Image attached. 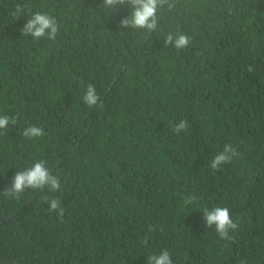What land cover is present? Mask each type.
Instances as JSON below:
<instances>
[{
	"label": "trees",
	"instance_id": "16d2710c",
	"mask_svg": "<svg viewBox=\"0 0 264 264\" xmlns=\"http://www.w3.org/2000/svg\"><path fill=\"white\" fill-rule=\"evenodd\" d=\"M102 3L0 0V264H147L165 249L172 264H264V0H169L154 32L121 29L130 6ZM35 12L55 17V41L22 35ZM169 32L190 44L165 47ZM89 83L103 107L83 103ZM33 125L45 134L22 136ZM227 143L239 155L211 169ZM39 160L60 190L5 198ZM217 206L231 241L203 219Z\"/></svg>",
	"mask_w": 264,
	"mask_h": 264
},
{
	"label": "clouds",
	"instance_id": "9594fccd",
	"mask_svg": "<svg viewBox=\"0 0 264 264\" xmlns=\"http://www.w3.org/2000/svg\"><path fill=\"white\" fill-rule=\"evenodd\" d=\"M168 2L169 0H103L101 7L113 11L117 6L127 4L131 8V13L120 21L119 27L121 29L130 28L154 32L158 28V12L165 5H168ZM24 9L25 6L18 3L15 14H22ZM21 32L23 36H31L35 41L41 39L55 41L59 32V25L54 16L46 12H35L27 19ZM189 44L190 37L182 32H169L164 36V46L174 48L177 51L186 49ZM246 70L252 73L255 69L250 65ZM82 101L89 108L103 107L101 96L97 93L96 86L92 83L87 84ZM9 122L7 115L0 116V129H7ZM12 123H15V118L12 119ZM188 127V121L182 119L175 124L173 131L179 135L182 131H187ZM21 134L26 138H36L42 137L45 133L43 128L33 125L24 128ZM238 155L237 149L231 143H227L221 151L212 157L209 167L213 170H220L222 165L232 162ZM45 187L51 192L59 191L61 181L59 177L49 171L44 160H39L31 167L18 171L12 180L11 186L3 191V195L5 198L18 200L27 189L42 190ZM44 200L49 205V212H55L58 216L63 217L64 209L61 207L58 198L49 200L44 197ZM195 200V196L189 195L184 199V204H192ZM203 219L207 227H214L218 237L222 240L231 241L233 236L229 234L230 231H235L238 228V223L233 222L227 207L217 206L212 209H205L203 211ZM149 230L151 231L152 229L150 228ZM144 243L147 244V237ZM147 264H172V259L169 252L165 249L158 255L154 254L147 257Z\"/></svg>",
	"mask_w": 264,
	"mask_h": 264
}]
</instances>
